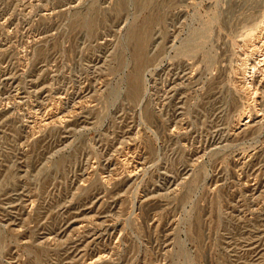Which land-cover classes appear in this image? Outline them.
<instances>
[{
    "label": "rangeland",
    "instance_id": "rangeland-1",
    "mask_svg": "<svg viewBox=\"0 0 264 264\" xmlns=\"http://www.w3.org/2000/svg\"><path fill=\"white\" fill-rule=\"evenodd\" d=\"M0 264H264V0H0Z\"/></svg>",
    "mask_w": 264,
    "mask_h": 264
},
{
    "label": "bare ground",
    "instance_id": "bare-ground-1",
    "mask_svg": "<svg viewBox=\"0 0 264 264\" xmlns=\"http://www.w3.org/2000/svg\"><path fill=\"white\" fill-rule=\"evenodd\" d=\"M253 36V35H252ZM131 177V176H130Z\"/></svg>",
    "mask_w": 264,
    "mask_h": 264
}]
</instances>
